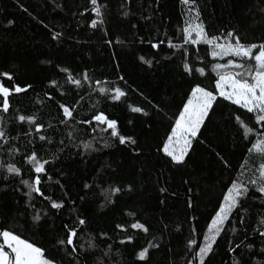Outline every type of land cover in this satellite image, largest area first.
<instances>
[{
    "label": "trees",
    "instance_id": "trees-1",
    "mask_svg": "<svg viewBox=\"0 0 264 264\" xmlns=\"http://www.w3.org/2000/svg\"><path fill=\"white\" fill-rule=\"evenodd\" d=\"M104 2L107 8L103 27L107 37L103 31L93 30L85 23L89 16L86 11L90 8L88 0H0V71L10 72L15 83L21 86L32 85L27 92L10 98L12 109L20 114H36L46 127L52 124L57 129L54 134L48 130L53 144L41 148L37 142L35 147L41 155L50 157L55 153L60 156L51 167V175L53 181L59 179L64 188L55 183H44L42 190L53 199L64 198L69 202L62 214L42 222L38 228L29 229L31 219L30 212L23 207L25 198L13 190L20 186L18 181L0 180V226L23 232L42 245L46 255L60 258L62 253L56 250L54 240L61 232L63 222L68 220L70 209L76 207L88 218V235L94 236L98 245L95 251L84 255L81 264H133V248L139 250L148 241L160 245L150 250L151 264H185V245L192 224L197 226L199 241L222 199V192L226 191L230 178L244 158L240 134L228 118L230 109L222 110L211 118V123L206 122L200 137L193 142L185 165L169 166L156 151L169 120L167 117L162 120L163 113L157 115L152 104L161 106L171 116L181 106L191 81L181 74L179 54H174L166 44L154 50L146 41L167 38L178 42L176 37L184 20L185 6L179 0H131L127 5L131 15L124 17L121 8L124 0ZM197 4L209 33L235 30L249 42L264 38V0H197ZM56 31L63 33L60 42L51 39ZM117 38L124 43H113L109 47L104 42ZM141 38L145 43L140 42ZM140 56L153 60V67L142 64L138 59ZM190 59L200 66L194 56ZM60 67L68 68L73 75L88 71L93 81L107 80L113 87L120 86L127 95L121 102H111L90 92L87 86L76 89L66 83V74L59 71ZM119 75L125 77L126 83L118 80ZM49 80L58 81V87L51 88ZM4 82L11 84L6 79ZM46 92L54 99L49 101ZM59 103L75 105L77 120L89 118L96 110L116 119L122 134L137 140L140 155L136 156L130 148L118 144L101 152H84L82 143L93 136L89 126L78 124L69 129L60 125ZM132 106L144 108L149 116L132 113ZM7 128L12 137L9 143L19 147L21 154L10 157V149L4 145L0 147V160H14L20 166L22 154L32 149L29 138L22 131L27 125L11 121ZM70 130L74 131L75 147L66 139ZM103 135L107 136L106 133ZM61 139H65L67 145L62 151ZM200 139L204 142L200 143ZM217 153L228 160L229 168L224 167ZM27 167L23 165L24 178H29ZM85 182L93 184V188L87 190L86 199L81 202ZM97 184L100 187H96ZM113 185L124 191L113 198L114 203L106 204L102 191ZM129 186L131 191L127 190ZM161 187L166 191L161 192ZM71 201H75V205ZM189 201L193 205L191 208ZM34 203L36 210L47 206L41 197ZM258 204L260 201L253 199L246 205L248 212L245 214L247 240H255L253 250L257 253L264 247L254 232L260 219ZM101 205L105 206L101 208ZM136 221L149 227V235L130 229V224ZM231 223H235L237 232L234 235L229 232V239L233 243L244 240L245 228L238 220ZM117 224L128 227L137 237L134 245L118 243L124 233L116 229ZM101 232L106 233V238L100 237ZM218 243L220 247L218 254L212 257V264H230L227 243ZM262 259L264 257L256 255L252 257V264ZM64 264H67V258Z\"/></svg>",
    "mask_w": 264,
    "mask_h": 264
},
{
    "label": "snow or ice",
    "instance_id": "snow-or-ice-1",
    "mask_svg": "<svg viewBox=\"0 0 264 264\" xmlns=\"http://www.w3.org/2000/svg\"><path fill=\"white\" fill-rule=\"evenodd\" d=\"M88 2L90 8L86 11L89 12V16L85 23L93 30L103 31L107 37V30L103 27L107 4L104 0H88ZM130 3L131 0H124L121 4L124 17L131 15L127 8ZM179 3L185 6V12L183 23L176 37L178 42L167 38L158 39L156 42L153 39L146 41L154 50L166 44L174 54H179L178 67L181 69V74L191 81L181 106L171 116H168L161 106L152 104L157 115L163 113L162 120L165 117L169 120L168 129L157 144L156 151L169 166H184L193 148V142L200 137L202 128L206 127V122L211 123V118L218 112L230 109L228 118L239 131L244 157L234 171L233 177L230 178L226 191L222 192V199L210 216L209 222L206 223L201 234L202 239L199 241L197 226L195 223L192 224L190 237L185 245L187 253L185 264H212V257L218 254L217 249L220 247L218 241L227 243L226 252L230 264H252V257L256 255L264 257V247L257 253L253 250L255 240H247L245 225V214L248 212L246 205H249L253 199L259 200L260 204L257 208L260 219L254 232L260 238L261 243H264V38L249 42L235 30L211 34L201 18L197 0H179ZM80 15L83 17L84 13ZM146 19H151V17H146ZM8 24L11 25L12 21H8ZM132 27L135 28L136 25L133 24ZM51 39L60 42L63 39V33L53 32ZM104 42L109 47L113 43L121 45L124 43L119 38L115 41L105 39ZM140 42L145 43V40L141 38ZM201 46L205 47L201 48ZM113 56L115 57V54ZM191 56L195 57L200 66L192 63ZM138 59L148 68L153 67V60L146 59L144 56ZM116 67L119 69V64ZM59 71L66 74L67 84L76 89H83L87 86L90 92L98 94L107 101L121 102L127 95L120 86L113 87L107 80L93 81L88 71L78 75H73L66 67H60ZM0 78L11 82L10 85H6L4 79H0V147L7 145L10 149L8 152L10 157L21 154L19 147H12L9 143L12 137L7 125L11 121L27 125V128L22 131L23 135L29 138L28 143L32 145L29 152L22 154V165L20 166L14 160H0V180L18 181L20 186L13 187V190L25 198L23 207L30 212L31 219L28 228H38L42 222L51 220L57 214H62L69 203L64 198L53 199L42 190L44 183H55L61 189L64 188L60 180L53 181L51 175V167L55 161L60 159V156L55 153L50 157L41 155L35 147L37 142H40L41 148L45 144H53L48 130L51 129L54 134L57 129L52 124L46 127L36 114H20L18 110L12 109L10 98L27 92L32 88L31 84L21 86L15 83L13 75L8 71H0ZM118 80L126 83L123 75H119ZM48 83L51 88L58 87L56 80H49ZM45 96L49 101L54 99L47 92ZM58 109L60 125L69 129H73L78 124L89 126L93 136L92 139L82 143L81 147L84 152H101L118 144L130 148L136 156L140 155V150L136 147L137 140L130 135L122 134L118 121L109 118L105 112L96 110L89 118L77 120L75 105L59 103ZM130 111L145 117L149 116V112L142 107L132 106ZM105 133L107 136L103 135ZM73 137L74 131H68L66 139L75 147ZM199 142L204 141L200 139ZM59 145L62 146L61 151L63 147H67L65 139H61ZM217 155L224 167L229 168L228 160L219 153ZM23 165L28 166L29 178H24ZM95 186L100 187L98 184ZM92 188L91 183L83 184L85 195L80 197L81 202L86 199L87 190ZM127 190L132 189L129 186ZM123 191L124 189L114 185L103 189L102 195L106 204L114 203L113 198L118 197ZM160 191L164 192L166 189L161 187ZM37 197L47 202L45 208L36 210L34 201ZM71 204L75 205V201H71ZM192 206L189 201L188 207ZM192 220L195 221L196 217L193 216ZM236 220L239 221L240 226L245 228V239L233 243L229 239V232L233 235L237 232L235 223H231ZM88 225V218L76 207H72L68 220L63 222L62 230L54 240L56 250L62 253L60 258L46 255V249L23 232L15 231L12 227L0 226V264H64L65 258H67V264H81L84 255L95 251L98 247L95 237L88 235ZM115 227L124 233L118 241L119 244L134 245L137 237L130 233L128 227L121 224ZM130 229L145 236L150 233L149 227L140 221L131 223ZM86 235L87 239H85ZM99 235L101 238H106V233L101 232ZM159 247V243L152 241H148L147 245L140 247L139 250L134 247L133 264H151L150 250ZM108 248L111 249L110 244ZM104 255L107 256L108 253L105 252ZM257 264H264V259L258 261Z\"/></svg>",
    "mask_w": 264,
    "mask_h": 264
}]
</instances>
